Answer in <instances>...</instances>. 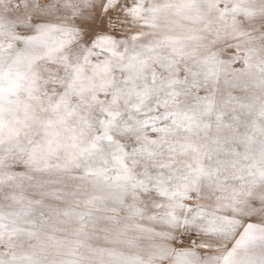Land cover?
Here are the masks:
<instances>
[{"label":"snow or ice","instance_id":"snow-or-ice-1","mask_svg":"<svg viewBox=\"0 0 264 264\" xmlns=\"http://www.w3.org/2000/svg\"><path fill=\"white\" fill-rule=\"evenodd\" d=\"M0 264H264V0H0Z\"/></svg>","mask_w":264,"mask_h":264}]
</instances>
